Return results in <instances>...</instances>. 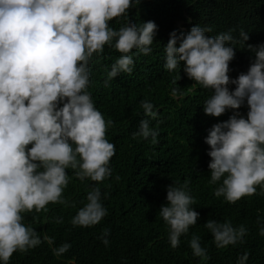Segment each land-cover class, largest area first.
I'll list each match as a JSON object with an SVG mask.
<instances>
[{
  "label": "clouds",
  "instance_id": "9594fccd",
  "mask_svg": "<svg viewBox=\"0 0 264 264\" xmlns=\"http://www.w3.org/2000/svg\"><path fill=\"white\" fill-rule=\"evenodd\" d=\"M137 3L0 0V264H8L14 252H26L42 243L36 231L25 226L22 213L47 211L50 203L67 206L62 192L69 182V167L81 181L101 182L111 175L109 162L115 145L105 134L113 122L106 124L87 91L89 64L105 45L114 47L121 55L108 72L110 81L121 72H132L136 53L131 50L144 55L152 51L157 31L154 22L139 26L128 22L119 30L109 27V21L127 16ZM211 31L195 25L187 33H170L164 67L179 71L182 62L186 76L212 92L203 105L205 115L220 117L233 111L226 122L212 126L204 143L210 149V183L221 182L214 195L235 203L254 195L257 186L264 191V44L247 46L253 62L246 73L230 79L234 45L243 48L248 33L240 30L238 38L232 35L233 30L206 34ZM230 84L234 91H229ZM245 103L248 112L243 118L236 110ZM142 108L149 119L140 122L133 139L151 137V142L157 143L159 132L150 127L157 112L147 101L142 102ZM86 201L72 219L73 226L91 227L107 215L98 187L88 192ZM194 203L188 181L167 188L166 205L159 209V215L169 227L173 249L199 219L191 207ZM262 219L258 217L257 223L262 225L259 234L264 236ZM204 227L219 249L243 243L247 235L243 225L234 227L230 221L209 220ZM108 235L104 230L105 246ZM43 240L53 243L48 236ZM70 247L64 243L53 251L61 256ZM190 248L206 264L209 257L200 237L192 236ZM247 259L245 252L237 264H246Z\"/></svg>",
  "mask_w": 264,
  "mask_h": 264
},
{
  "label": "trees",
  "instance_id": "16d2710c",
  "mask_svg": "<svg viewBox=\"0 0 264 264\" xmlns=\"http://www.w3.org/2000/svg\"><path fill=\"white\" fill-rule=\"evenodd\" d=\"M148 21L157 26L152 51L144 55L131 50L136 53L131 73L121 72L108 81L111 65L121 55L110 45H105L99 55L94 53L89 64L87 91L106 124L113 122L105 134L115 145V155L109 162L111 175L101 182L81 181L76 170L69 167V182L62 192L68 205L50 203L47 211L22 213L23 223L36 231L42 243L26 252H14L8 264H204L190 248L193 235L200 237L201 247L207 250L206 264H237L245 252L246 264H264V236L259 234L262 225L257 223L258 217L264 218V191L257 186L254 195L228 203L223 196L214 195L221 182L210 183V149L204 140L212 126L226 122L233 111L220 117L205 115L203 105L212 92L189 79L182 62L179 71L164 67V48L170 33H187L199 25L212 29L206 33L209 36L229 30L236 38L240 30L248 33L243 48L234 45L228 75L235 79L246 73L254 60L247 46L264 44V0H138L127 16L109 21V27L119 30L128 22L139 26ZM227 87L230 92L235 89L231 84ZM144 101L152 103L157 112V119L150 121V127L159 132L157 143H152L151 137L133 139L140 122L149 119L142 108ZM236 111L246 118V103ZM185 181L195 201L191 207L199 213V219L173 249L169 227L159 209L166 205L167 188ZM96 187L107 215L91 227L73 226L72 219L87 203L88 192ZM209 220L230 221L234 227L243 225L247 229L244 242L217 248L204 227ZM104 230L109 232L107 246L102 242ZM45 236L53 243L44 241ZM64 243L70 244V249L56 256L53 250Z\"/></svg>",
  "mask_w": 264,
  "mask_h": 264
}]
</instances>
